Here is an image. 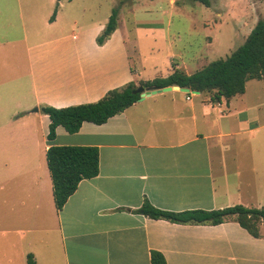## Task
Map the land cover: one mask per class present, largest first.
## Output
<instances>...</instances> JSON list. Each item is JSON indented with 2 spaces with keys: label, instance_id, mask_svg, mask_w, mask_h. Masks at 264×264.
Here are the masks:
<instances>
[{
  "label": "crops",
  "instance_id": "crops-1",
  "mask_svg": "<svg viewBox=\"0 0 264 264\" xmlns=\"http://www.w3.org/2000/svg\"><path fill=\"white\" fill-rule=\"evenodd\" d=\"M107 20L28 45L26 82L0 81V264H27L28 253L35 264H151L152 249L167 264H264V237L236 221L182 224L134 211L144 198L173 211L235 205L228 178L236 160L226 142L264 128V95L243 99L250 84L264 90L263 79L247 80L242 94L219 101L190 89L158 91L104 123L84 121L74 133L59 125L48 140L44 105L92 102L111 88L151 79L139 78L119 23L97 44ZM173 68L198 70L172 63L168 74ZM49 144L99 149L98 174L81 179L59 210Z\"/></svg>",
  "mask_w": 264,
  "mask_h": 264
},
{
  "label": "rangeland",
  "instance_id": "rangeland-1",
  "mask_svg": "<svg viewBox=\"0 0 264 264\" xmlns=\"http://www.w3.org/2000/svg\"><path fill=\"white\" fill-rule=\"evenodd\" d=\"M210 1L207 6L197 0H0V81L26 82L28 45L104 21L114 7L139 78L166 76L172 63L192 72L240 45L264 17V0ZM257 95L262 98L264 90L250 84L243 99L255 101ZM226 143V154L236 160L229 166L231 202L264 206V128L231 136ZM216 176L221 190L224 179Z\"/></svg>",
  "mask_w": 264,
  "mask_h": 264
},
{
  "label": "trees",
  "instance_id": "trees-1",
  "mask_svg": "<svg viewBox=\"0 0 264 264\" xmlns=\"http://www.w3.org/2000/svg\"><path fill=\"white\" fill-rule=\"evenodd\" d=\"M58 1V0H57ZM210 5V0H197ZM58 3L56 4V8ZM49 18L54 20L56 13ZM118 23V9L114 7L102 31L96 36L97 44H103L115 30ZM264 80V17L256 20L243 42L226 56L211 60L192 73L173 68L169 74L141 80L139 85L146 88H162L178 85L191 91L205 92L210 100L230 99L245 91L247 80ZM137 85L133 81L111 88L96 101L64 107L44 105L49 117L48 140L55 136L57 126H63L69 133L79 130L84 121L104 123L109 117L122 112L138 100L140 94L133 93ZM47 166L52 179L53 199L57 210L61 209L68 197L76 190L83 178H91L99 172V149L96 145L49 144L46 151ZM135 212L153 219H164L182 224H219L233 220L256 238L264 237V206L235 204L218 209H187L173 211L161 209L143 199ZM27 264H35L32 253L27 254ZM151 264H167L163 253L150 251Z\"/></svg>",
  "mask_w": 264,
  "mask_h": 264
},
{
  "label": "water",
  "instance_id": "water-1",
  "mask_svg": "<svg viewBox=\"0 0 264 264\" xmlns=\"http://www.w3.org/2000/svg\"><path fill=\"white\" fill-rule=\"evenodd\" d=\"M180 89L181 91H189V88L186 87H180L178 85H169V86H165L162 88H146L143 85H138L137 87H135V89L133 90V93H139L140 96L138 98V100L142 99L145 95H149V94H154L158 91H168L171 89ZM196 93H198V91H194ZM33 110H37V107H35ZM41 110L44 111V107H41Z\"/></svg>",
  "mask_w": 264,
  "mask_h": 264
},
{
  "label": "built area",
  "instance_id": "built-area-1",
  "mask_svg": "<svg viewBox=\"0 0 264 264\" xmlns=\"http://www.w3.org/2000/svg\"><path fill=\"white\" fill-rule=\"evenodd\" d=\"M187 98H189V96H187Z\"/></svg>",
  "mask_w": 264,
  "mask_h": 264
}]
</instances>
